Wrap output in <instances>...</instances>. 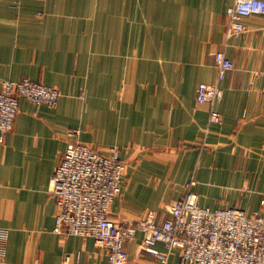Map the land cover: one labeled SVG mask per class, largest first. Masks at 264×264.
<instances>
[{"label":"crops","instance_id":"1","mask_svg":"<svg viewBox=\"0 0 264 264\" xmlns=\"http://www.w3.org/2000/svg\"><path fill=\"white\" fill-rule=\"evenodd\" d=\"M234 0H0V84L28 79L59 92L50 107L20 99L0 140V264H106L93 239L57 233L49 179L76 140L126 164L115 222L160 220L186 192L201 207L262 210L264 17L228 37ZM232 62L218 80L215 53ZM200 83L223 92L196 101ZM76 134L70 136L69 132ZM264 212V210H262ZM128 241L127 264H160ZM157 249L163 250L161 244ZM166 264H184L171 251Z\"/></svg>","mask_w":264,"mask_h":264},{"label":"built area","instance_id":"2","mask_svg":"<svg viewBox=\"0 0 264 264\" xmlns=\"http://www.w3.org/2000/svg\"><path fill=\"white\" fill-rule=\"evenodd\" d=\"M264 17V0H234L227 8V36L239 37L246 31L244 20ZM218 80H224L232 62L223 52L215 53ZM264 75V65L260 71ZM59 92L28 79L2 81L0 84V140L11 131L19 100L35 107L56 105ZM220 88L200 83L196 101L208 104L210 123H219L213 105L221 101ZM70 136L76 134L69 132ZM126 164L118 149L102 154L69 139L62 157L49 179V193L55 201L54 230L59 234L93 239L106 255V264H127L125 245L136 234L142 235L141 252L166 264L171 251H178L184 264H264V199L262 210L250 213L236 208L201 207L197 196L186 192L167 209L160 220L149 211L136 221L115 222L110 209L120 195ZM8 231L0 228V262L4 260ZM161 244L163 250L157 249ZM64 264H67L64 263Z\"/></svg>","mask_w":264,"mask_h":264},{"label":"rangeland","instance_id":"3","mask_svg":"<svg viewBox=\"0 0 264 264\" xmlns=\"http://www.w3.org/2000/svg\"><path fill=\"white\" fill-rule=\"evenodd\" d=\"M71 132V131H70Z\"/></svg>","mask_w":264,"mask_h":264}]
</instances>
